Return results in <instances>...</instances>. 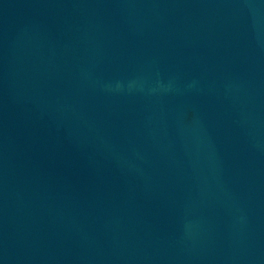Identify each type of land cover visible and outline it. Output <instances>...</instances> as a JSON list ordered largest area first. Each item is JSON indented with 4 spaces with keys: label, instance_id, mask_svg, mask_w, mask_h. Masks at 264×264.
Instances as JSON below:
<instances>
[{
    "label": "water",
    "instance_id": "1",
    "mask_svg": "<svg viewBox=\"0 0 264 264\" xmlns=\"http://www.w3.org/2000/svg\"><path fill=\"white\" fill-rule=\"evenodd\" d=\"M0 264H264V0H0Z\"/></svg>",
    "mask_w": 264,
    "mask_h": 264
}]
</instances>
